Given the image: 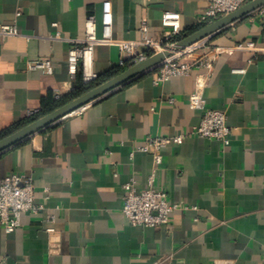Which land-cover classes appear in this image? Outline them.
<instances>
[{
  "label": "crops",
  "instance_id": "crops-1",
  "mask_svg": "<svg viewBox=\"0 0 264 264\" xmlns=\"http://www.w3.org/2000/svg\"><path fill=\"white\" fill-rule=\"evenodd\" d=\"M208 4L0 0V21L21 32L0 36V132L75 89L69 49L85 36L88 14L96 15L100 36L110 10L116 40L139 39L144 20L159 39L166 11L181 14L184 36L201 24ZM205 40L224 48L204 95L208 107L226 112L230 142L191 134L203 114L190 106L194 73L157 81L151 71L132 79L0 153V182L12 172L32 176L44 206L23 212L11 233L0 225V264H264V53L235 48L249 40L264 46V18L252 12ZM43 57L52 73L29 67ZM119 59L116 44L95 47L98 75L121 68ZM178 133L186 139L163 148L158 167L139 149L149 135ZM151 178L171 202L190 207L173 211L167 225H133L122 211L123 184L133 180L141 190Z\"/></svg>",
  "mask_w": 264,
  "mask_h": 264
},
{
  "label": "built area",
  "instance_id": "built-area-1",
  "mask_svg": "<svg viewBox=\"0 0 264 264\" xmlns=\"http://www.w3.org/2000/svg\"><path fill=\"white\" fill-rule=\"evenodd\" d=\"M250 0H209L207 8L198 16L201 24L211 22L220 16L234 11ZM257 16L264 18V4L253 11ZM19 15V14H18ZM166 28L159 39L149 34L147 20L141 26V37L137 40H116L113 36L112 12H103L102 35H98L96 15L90 13L86 17L85 36L71 40L73 45L69 49L68 68L72 78L81 72L85 83L98 78L94 67V51L98 44H116L120 50V67H128L136 62L145 60L154 52L161 51L174 45L178 36H182L181 14L176 11H166L162 17ZM16 23L0 21V36L20 35ZM236 49L250 50L264 53V46L256 41H245L237 44ZM224 52L223 47H210L205 39L185 48L183 51L166 58L155 70L156 80L165 81L172 76L195 74L194 90L190 95V106L203 111L200 123L191 132L192 135L216 139L224 144L230 142L231 127L228 124L227 114L220 109L207 106L204 95L215 59ZM31 69H42L47 73L53 72L50 58H39L29 63ZM235 72H244V68H236ZM175 98H170L173 103ZM86 104L69 115L83 112L89 105ZM37 112H30V116ZM186 133L173 136L149 135L139 149L153 156L155 166L163 163L162 149L168 145H181L186 139ZM125 191L122 211L131 224L136 226L156 227L170 223L171 213L177 209H188L190 206L171 202L165 190L157 188L153 178L146 188L138 190L135 182L130 180L123 184ZM44 208L35 198V182L32 176L25 173L12 172L0 182V225L7 233L15 231L21 225L23 212L38 213ZM197 208V206H192ZM54 231L53 228L48 229ZM152 264H162L158 260Z\"/></svg>",
  "mask_w": 264,
  "mask_h": 264
},
{
  "label": "water",
  "instance_id": "water-1",
  "mask_svg": "<svg viewBox=\"0 0 264 264\" xmlns=\"http://www.w3.org/2000/svg\"><path fill=\"white\" fill-rule=\"evenodd\" d=\"M263 4L264 0H250L238 9L228 12L211 22L204 24L201 28L195 30L194 32L185 34L174 45L152 53L145 60L128 66L116 76L102 82L86 93L66 102L54 111L43 115L15 132L0 138V153L28 139L33 134L53 125L78 108L86 104L93 103L132 79L147 72L155 71L166 58L183 51L185 48L200 40L213 37L216 33L228 25L248 16Z\"/></svg>",
  "mask_w": 264,
  "mask_h": 264
},
{
  "label": "trees",
  "instance_id": "trees-1",
  "mask_svg": "<svg viewBox=\"0 0 264 264\" xmlns=\"http://www.w3.org/2000/svg\"><path fill=\"white\" fill-rule=\"evenodd\" d=\"M203 25L204 24L198 25L191 32H194L195 30L201 28ZM181 37L182 36H178L176 38V40H179ZM125 68L126 67H121L119 69H112V70H110L104 74L98 75V78L96 80L89 82V83H85L83 81L81 74H78L76 87L70 94H68L65 97H62L60 99H54L53 97L49 98L48 100H46L42 110H40L38 115L27 118L25 120H22L16 124H14L13 126L3 130L2 132H0V138H3L5 136L15 132L16 130L24 127L25 125L29 124L30 122L34 121L37 118L54 111L55 109L62 106L66 102L86 93L87 91H89L90 89L94 88L95 86L101 84L102 82L116 76L117 74L122 72Z\"/></svg>",
  "mask_w": 264,
  "mask_h": 264
}]
</instances>
